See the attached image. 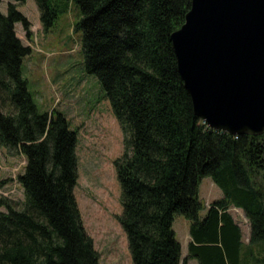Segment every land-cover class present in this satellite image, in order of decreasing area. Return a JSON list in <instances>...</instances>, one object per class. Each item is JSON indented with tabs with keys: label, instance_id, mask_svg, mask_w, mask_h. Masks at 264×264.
<instances>
[{
	"label": "trees",
	"instance_id": "obj_1",
	"mask_svg": "<svg viewBox=\"0 0 264 264\" xmlns=\"http://www.w3.org/2000/svg\"><path fill=\"white\" fill-rule=\"evenodd\" d=\"M23 1L0 11V147L25 159L23 199L0 196V264H97L73 193L77 133L62 112L39 111L22 76L31 52L15 31L21 23L30 35ZM75 1L84 66L125 134L114 166L132 264H181L175 213L190 221L188 256L198 264H264V133L233 135L195 114L171 38L191 0ZM35 2L46 31L66 0ZM204 176L222 196L201 217ZM230 207L248 219L246 243Z\"/></svg>",
	"mask_w": 264,
	"mask_h": 264
},
{
	"label": "rangeland",
	"instance_id": "obj_2",
	"mask_svg": "<svg viewBox=\"0 0 264 264\" xmlns=\"http://www.w3.org/2000/svg\"><path fill=\"white\" fill-rule=\"evenodd\" d=\"M8 0H0V11L6 13ZM30 23L26 35L21 23L15 31L31 52L22 63V76L39 111L56 110L65 114L69 126L77 133V181L73 188L85 231L98 252L97 264H132L124 230L117 220L122 211L121 189L114 160L125 147V134L115 118L111 104L96 75L84 66L82 31L74 29L79 19L75 0L62 4L57 19L43 30L35 0L17 4ZM24 156L10 155L0 147V196L23 199L17 176L23 170ZM198 194L203 208L222 196L220 188L209 176L201 178ZM0 209H4L0 207ZM230 213L241 229V240L249 239V222L243 211L230 207ZM189 219L175 213L173 229L181 245V264H198L188 256Z\"/></svg>",
	"mask_w": 264,
	"mask_h": 264
},
{
	"label": "water",
	"instance_id": "obj_3",
	"mask_svg": "<svg viewBox=\"0 0 264 264\" xmlns=\"http://www.w3.org/2000/svg\"><path fill=\"white\" fill-rule=\"evenodd\" d=\"M171 38L195 114L233 135L264 133V0H191Z\"/></svg>",
	"mask_w": 264,
	"mask_h": 264
}]
</instances>
